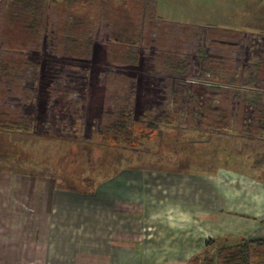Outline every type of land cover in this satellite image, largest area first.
Instances as JSON below:
<instances>
[{"label": "rangeland", "instance_id": "1", "mask_svg": "<svg viewBox=\"0 0 264 264\" xmlns=\"http://www.w3.org/2000/svg\"><path fill=\"white\" fill-rule=\"evenodd\" d=\"M12 2L0 0V115L25 129L0 133V177L31 180L32 205L40 181L92 190L139 160L264 171V0H29L31 28ZM116 23L133 33L131 52L116 44ZM122 114L158 126L137 152L104 140ZM40 223L17 215L0 226V264L40 257ZM237 243L227 238L216 263ZM247 261L264 264V245Z\"/></svg>", "mask_w": 264, "mask_h": 264}, {"label": "crops", "instance_id": "2", "mask_svg": "<svg viewBox=\"0 0 264 264\" xmlns=\"http://www.w3.org/2000/svg\"><path fill=\"white\" fill-rule=\"evenodd\" d=\"M244 163L195 171L128 164L92 190L46 179L34 206L31 180L3 176L0 226L17 215L41 222L43 249L27 264H217L214 252L229 237L241 240L229 251L264 241V179L253 174L264 171ZM257 246L244 249V264Z\"/></svg>", "mask_w": 264, "mask_h": 264}, {"label": "trees", "instance_id": "3", "mask_svg": "<svg viewBox=\"0 0 264 264\" xmlns=\"http://www.w3.org/2000/svg\"><path fill=\"white\" fill-rule=\"evenodd\" d=\"M12 3L13 5L10 6L11 9L9 10V12L12 14L13 18L14 19L18 18L19 20H21L22 18L25 17L24 16L25 14L26 20H24V23L26 24L27 28H31L33 24L32 21H35V17L32 16L33 17V20L31 21L32 23L28 22L30 20L28 14H29V11L32 9V6L30 5L29 0H13ZM18 4L22 5V8L21 6H18ZM72 21H73V24H72L71 30L75 31L80 26L78 25L79 21L77 18H73ZM116 24L113 25L114 27L112 30L113 35L115 37L116 44L122 45L123 49L125 50L124 51L125 53L131 52V49H129V46H132V44L131 42H129V39L133 37V33H131L130 30H128L129 29L128 27H124L123 25H118V24L116 25ZM169 122H171V120ZM215 123L225 125L224 124L225 120H222L221 122L218 121ZM157 127L158 126H156L155 124V126H151V127L149 126L147 128L140 129V127H135L134 124L129 120V118L125 114H122L116 117V121L113 126L105 129V132H106L105 136L107 138L104 137V140L106 142L107 139H110L111 141L110 143L111 147L109 146L110 149H113L115 147V149L118 148L121 151V149L126 146V147H130L131 150H133V152L135 151L137 152V150L141 149L140 147L143 146L144 139L148 137V134L145 133V130L148 129L149 131H153ZM24 129L25 127L21 126V124L17 123L15 120H11L7 116L4 117L3 115H0V133H6V134L10 133L11 134L13 132L14 133L21 132ZM158 130H160V128H158ZM260 139H263V138L261 137ZM140 162H141L140 160L137 161V164ZM25 176H28V175H25ZM251 244H256L258 246H261V245H264V241L246 242L243 245H239V247H241V249L243 250L245 260L247 259V257H246V253L244 249L248 245H251Z\"/></svg>", "mask_w": 264, "mask_h": 264}, {"label": "flooded vegetation", "instance_id": "4", "mask_svg": "<svg viewBox=\"0 0 264 264\" xmlns=\"http://www.w3.org/2000/svg\"><path fill=\"white\" fill-rule=\"evenodd\" d=\"M227 44L236 45L233 42H227ZM259 122H263L261 125L264 128V119L259 118ZM245 258L242 250L235 249L227 252V254L224 256L223 264H244Z\"/></svg>", "mask_w": 264, "mask_h": 264}]
</instances>
